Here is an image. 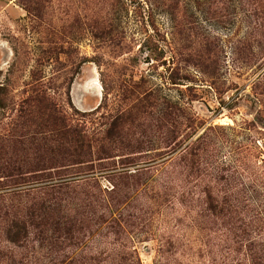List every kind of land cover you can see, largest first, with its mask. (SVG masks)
Masks as SVG:
<instances>
[{
  "label": "rangeland",
  "instance_id": "obj_1",
  "mask_svg": "<svg viewBox=\"0 0 264 264\" xmlns=\"http://www.w3.org/2000/svg\"><path fill=\"white\" fill-rule=\"evenodd\" d=\"M205 134L208 167L182 205L183 150ZM2 166L0 264H117L131 250L141 264H264L223 245L226 227H264V0H0ZM222 168L227 181L212 179ZM123 174L139 183L116 233L77 203ZM63 181L80 230L54 241L27 224L19 238L13 216ZM205 187L214 205L232 194L240 220L202 213Z\"/></svg>",
  "mask_w": 264,
  "mask_h": 264
},
{
  "label": "trees",
  "instance_id": "obj_2",
  "mask_svg": "<svg viewBox=\"0 0 264 264\" xmlns=\"http://www.w3.org/2000/svg\"><path fill=\"white\" fill-rule=\"evenodd\" d=\"M211 128H208V130ZM205 136L199 137L196 140L197 146L192 145L190 148L186 147L183 150L184 155L182 156L183 161V184L184 188L187 187L189 184L190 179H196V177H203L204 168L208 167V162L205 157ZM80 147V145H79ZM91 146L89 144H81L82 155L88 154L90 151ZM97 154H105L102 149H97ZM75 152V149H73ZM99 160V159H98ZM82 162L74 163L80 164ZM69 165H58V164H49L46 169H55L58 167H65ZM3 170V166L0 167ZM4 170L11 171L14 173L21 172V166L15 163L10 164L6 163L4 166ZM138 171V170H137ZM229 170H225L222 168L216 172V176L212 179L220 180V181H227L229 178L228 173ZM118 183L115 184L112 188V192L103 198H101L100 202H92L90 198L85 196L84 199H78L77 206L80 207L81 210H87L91 216L96 217L97 221L99 222H106L107 228L112 229L116 233H123L132 226L129 223L131 219V215L127 212V205L128 201L131 199V189H134L136 185H138V175L132 176L131 174H123L117 177ZM195 180L196 182H198ZM248 190L250 186H247ZM48 188L47 191L43 192L40 196L34 198L31 202L25 203L23 205L22 214L18 216L16 214L13 216V219L10 221L8 227L13 228L20 234L23 238L25 237L27 224L30 228L36 229L39 231L41 235H50L54 241H57L59 238L61 240H66L68 238H72L75 233L80 230L79 225L82 223L81 220H72L70 221L68 217L65 215L68 211L69 203L67 202L68 198V191L62 190H69V182L63 181L59 182L58 184H50L46 186ZM164 194H168V189L166 187L163 189ZM72 192V191H71ZM203 212L208 215H216L220 216L221 218H228V219H235L237 221L240 220L238 217L237 206H231V200L237 202V200L233 197V195H225L222 200L218 203L219 205H214L213 198L211 195V191L208 190L207 187L203 189ZM130 193V194H129ZM188 195L192 196V194L185 188L183 193L180 195L181 204L183 205V198ZM250 198L247 196L244 197L243 202L249 203ZM229 202V203H228ZM249 204L243 206L247 207ZM90 208H95L96 213L90 211ZM262 211V210H260ZM263 212V211H262ZM262 212H258L253 215H244L243 217H248V219L254 218L258 219L262 214ZM205 217V215H203ZM202 217V216H201ZM200 218V216H199ZM80 219V218H79ZM93 219V218H92ZM91 219V220H92ZM201 219V218H200ZM199 224V220L197 222ZM224 235L227 237L225 244V250L231 254H239L242 248H245L247 253H250V256L253 255L254 259L263 260L264 259V238L261 237L264 235V227L257 226V225H250V224H238L235 226H229L225 228ZM258 240H261L260 242ZM250 241H253L250 242ZM163 245L158 249V254L161 255L165 253L167 250L163 249ZM125 246L118 244L117 249L123 250ZM124 251V250H123ZM168 253V252H167ZM62 264V261L59 262ZM71 264V262L67 263ZM117 264H141L140 257L136 250H131V253L127 255V258H121ZM210 264H223V263H216L211 262ZM256 264V263H253Z\"/></svg>",
  "mask_w": 264,
  "mask_h": 264
}]
</instances>
